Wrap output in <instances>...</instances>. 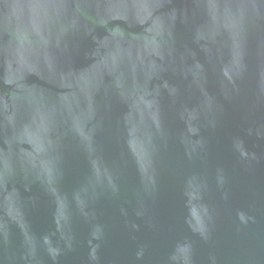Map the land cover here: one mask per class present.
<instances>
[{
    "label": "water",
    "instance_id": "95a60500",
    "mask_svg": "<svg viewBox=\"0 0 264 264\" xmlns=\"http://www.w3.org/2000/svg\"><path fill=\"white\" fill-rule=\"evenodd\" d=\"M0 264H264V0H0Z\"/></svg>",
    "mask_w": 264,
    "mask_h": 264
}]
</instances>
